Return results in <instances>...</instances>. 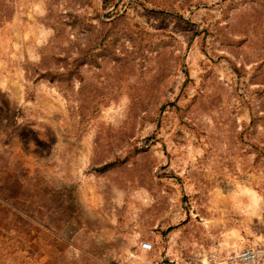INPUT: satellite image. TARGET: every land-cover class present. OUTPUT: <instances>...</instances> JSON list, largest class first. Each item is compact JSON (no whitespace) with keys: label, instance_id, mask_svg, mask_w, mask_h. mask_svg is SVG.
Wrapping results in <instances>:
<instances>
[{"label":"rangeland","instance_id":"1","mask_svg":"<svg viewBox=\"0 0 264 264\" xmlns=\"http://www.w3.org/2000/svg\"><path fill=\"white\" fill-rule=\"evenodd\" d=\"M246 247L264 249V0H0V264Z\"/></svg>","mask_w":264,"mask_h":264},{"label":"built area","instance_id":"2","mask_svg":"<svg viewBox=\"0 0 264 264\" xmlns=\"http://www.w3.org/2000/svg\"><path fill=\"white\" fill-rule=\"evenodd\" d=\"M141 248L145 251H150L153 245L150 241H143L141 243ZM214 258H211L213 260ZM264 259V249L261 247H246L240 250L238 253L230 255L226 260L231 262H241V263H257L263 261Z\"/></svg>","mask_w":264,"mask_h":264},{"label":"trees","instance_id":"3","mask_svg":"<svg viewBox=\"0 0 264 264\" xmlns=\"http://www.w3.org/2000/svg\"><path fill=\"white\" fill-rule=\"evenodd\" d=\"M102 168H104V167H102ZM102 168H100V169H97V171H99V170H102Z\"/></svg>","mask_w":264,"mask_h":264},{"label":"crops","instance_id":"4","mask_svg":"<svg viewBox=\"0 0 264 264\" xmlns=\"http://www.w3.org/2000/svg\"><path fill=\"white\" fill-rule=\"evenodd\" d=\"M170 252V251H169ZM216 264H222V263H216ZM224 264V263H223Z\"/></svg>","mask_w":264,"mask_h":264}]
</instances>
